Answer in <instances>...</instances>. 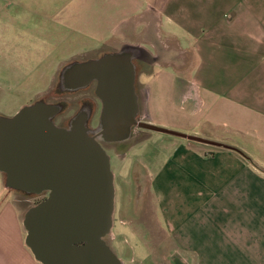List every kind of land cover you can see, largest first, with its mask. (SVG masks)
I'll use <instances>...</instances> for the list:
<instances>
[{
    "label": "crops",
    "instance_id": "obj_1",
    "mask_svg": "<svg viewBox=\"0 0 264 264\" xmlns=\"http://www.w3.org/2000/svg\"><path fill=\"white\" fill-rule=\"evenodd\" d=\"M77 2L67 14L92 45L148 56L139 73L141 119L228 144L238 135L256 163L167 141L144 188L162 200L158 212L150 208L165 262L264 264V0H101L91 16ZM3 174L0 264H42L26 244V213L2 189Z\"/></svg>",
    "mask_w": 264,
    "mask_h": 264
},
{
    "label": "water",
    "instance_id": "obj_2",
    "mask_svg": "<svg viewBox=\"0 0 264 264\" xmlns=\"http://www.w3.org/2000/svg\"><path fill=\"white\" fill-rule=\"evenodd\" d=\"M139 55L126 46L65 72L64 82L72 77L77 88L97 81L103 109L94 131L84 112L68 127L56 125L61 106L44 102L0 118V172L7 186L31 195L48 192L23 222L26 244L42 264H125L105 239L113 229L116 187L103 143L129 140L134 126L231 150L256 166L237 146L139 119L134 63Z\"/></svg>",
    "mask_w": 264,
    "mask_h": 264
},
{
    "label": "flooded vegetation",
    "instance_id": "obj_3",
    "mask_svg": "<svg viewBox=\"0 0 264 264\" xmlns=\"http://www.w3.org/2000/svg\"><path fill=\"white\" fill-rule=\"evenodd\" d=\"M75 2L76 0H0V70L14 72L13 81L18 85H41L42 88L35 93L30 90L29 100L31 104L44 102L61 106V112L54 118L55 123L56 118L65 112L68 102L78 104L76 113L67 120L68 125H56L68 127L73 117L84 112L88 116L87 127L94 131L99 125L103 109V103L96 93L97 81H90L77 88L78 85L71 82L72 77L69 82H64L63 76L68 69L118 52L126 46L92 45L90 38L77 32L74 22L67 14ZM145 62L146 65L149 64L148 56L144 54L134 59L137 94L140 87L139 73ZM17 71L20 73L17 74ZM9 77L11 78L5 75V79ZM45 82H48L46 86ZM13 116L0 112V118ZM137 129L139 128L133 127L132 137ZM38 196L44 200L48 192ZM133 214L137 217L138 212Z\"/></svg>",
    "mask_w": 264,
    "mask_h": 264
},
{
    "label": "rangeland",
    "instance_id": "obj_4",
    "mask_svg": "<svg viewBox=\"0 0 264 264\" xmlns=\"http://www.w3.org/2000/svg\"><path fill=\"white\" fill-rule=\"evenodd\" d=\"M100 1L101 0H78L77 7L80 9L87 8V15L91 16L98 12L99 6L97 2ZM16 73L18 74L20 71ZM5 75H9L11 78L5 79ZM14 75V72L0 70V112L7 116H13V114L23 106L31 104L29 100L31 95L30 90L35 93L42 88L41 85L39 87L31 86L30 83L28 85H18L13 81ZM47 83L48 82H45V86ZM66 105L68 107L63 113L64 116L62 115L56 118V124L58 125H68L67 120L72 117L78 109L77 103L68 102ZM169 129L177 130L174 128ZM141 130V136L133 135V137L127 141L111 144L103 143L111 159V168L115 175L116 187L113 229L111 234L106 237V242L125 264H167V262H165V257L167 256L168 250L157 247L159 240H161L156 236L159 226H157V219L155 220L153 215V209L150 208L152 207L158 212L162 200L160 201L157 198L154 190L151 189L148 193L144 191V188L146 189L147 186H149L152 176L151 173L155 170L153 165L154 158L159 154L164 156L166 152L165 146L168 143L167 141L176 140L178 137L156 131ZM177 131L183 132L181 130ZM234 139H236L234 142L229 143L239 148L242 147L241 149L245 150L242 137L235 135ZM242 159L248 161L243 157ZM137 162H140V165L137 168V178L135 180L133 170ZM3 175L4 183L2 189L13 191L16 197L15 201L24 213L42 201L40 200V196L34 195L32 197L12 188H6L5 184L7 178L5 174ZM143 207H145V209L142 216ZM136 211L138 214L137 217H134L133 212ZM146 224L152 229L151 233L154 235H150ZM160 233L163 236V232L160 231Z\"/></svg>",
    "mask_w": 264,
    "mask_h": 264
},
{
    "label": "trees",
    "instance_id": "obj_5",
    "mask_svg": "<svg viewBox=\"0 0 264 264\" xmlns=\"http://www.w3.org/2000/svg\"><path fill=\"white\" fill-rule=\"evenodd\" d=\"M139 163L137 162V164L135 165V167H134V170H133V175H134V179L136 180V178H137V168L139 167ZM264 171V170H263ZM136 182V181H135ZM18 192H21V193H24L25 195H28V196H34V195H31V194H27V193H25V192H22V191H18ZM35 196H37V195H35ZM40 200H42V198L40 199Z\"/></svg>",
    "mask_w": 264,
    "mask_h": 264
}]
</instances>
